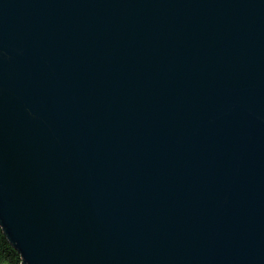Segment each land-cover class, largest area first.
<instances>
[{
	"label": "water",
	"instance_id": "water-1",
	"mask_svg": "<svg viewBox=\"0 0 264 264\" xmlns=\"http://www.w3.org/2000/svg\"><path fill=\"white\" fill-rule=\"evenodd\" d=\"M0 226L20 264H264V0H0Z\"/></svg>",
	"mask_w": 264,
	"mask_h": 264
},
{
	"label": "trees",
	"instance_id": "trees-1",
	"mask_svg": "<svg viewBox=\"0 0 264 264\" xmlns=\"http://www.w3.org/2000/svg\"><path fill=\"white\" fill-rule=\"evenodd\" d=\"M19 252L6 239L0 226V264H20Z\"/></svg>",
	"mask_w": 264,
	"mask_h": 264
}]
</instances>
